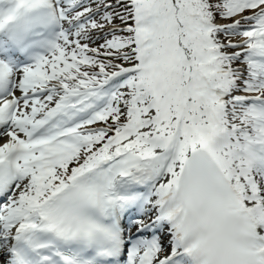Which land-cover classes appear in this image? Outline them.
Masks as SVG:
<instances>
[{"label":"snow or ice","instance_id":"6c2138e0","mask_svg":"<svg viewBox=\"0 0 264 264\" xmlns=\"http://www.w3.org/2000/svg\"><path fill=\"white\" fill-rule=\"evenodd\" d=\"M0 264H264V0H0Z\"/></svg>","mask_w":264,"mask_h":264}]
</instances>
